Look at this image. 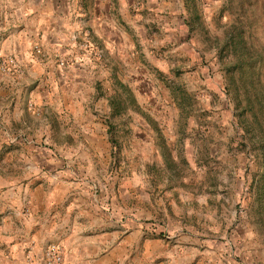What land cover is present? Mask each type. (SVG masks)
Instances as JSON below:
<instances>
[{"label": "rangeland", "instance_id": "1", "mask_svg": "<svg viewBox=\"0 0 264 264\" xmlns=\"http://www.w3.org/2000/svg\"><path fill=\"white\" fill-rule=\"evenodd\" d=\"M123 6L115 13L121 52L93 53L100 79L82 122L102 125L107 158L63 168L89 167L97 194L134 189L138 208L152 213L139 221L144 237L218 255L220 264H264V0ZM88 40L78 38V48L99 46ZM29 108L0 122V188L37 168L58 171L39 158L94 157L89 145L60 149L37 141L59 133L53 125L41 132L44 115ZM131 217L121 215V226Z\"/></svg>", "mask_w": 264, "mask_h": 264}, {"label": "crops", "instance_id": "2", "mask_svg": "<svg viewBox=\"0 0 264 264\" xmlns=\"http://www.w3.org/2000/svg\"><path fill=\"white\" fill-rule=\"evenodd\" d=\"M129 2L0 0V51L19 56L25 71L20 78L0 74V122L20 119L26 105L44 115L41 132L51 131L53 125L59 133L53 138L38 135L37 141L60 149L89 145L94 153L39 158L58 164V171L37 168L21 173L15 182L2 183L0 264H46L50 242L64 246L65 264H220L218 255L174 250L159 237H144L139 221L145 213L138 208L134 189L121 185L112 195L108 189L106 196L103 191L97 194L89 182V167L74 172L62 166L67 163L70 169L72 163L107 158L101 151L102 145L109 146L106 132L101 135L102 125L82 122L92 112L86 110V101L96 93L92 84L100 79L101 67L92 55L121 52L122 28L115 13H121L117 5ZM87 36L99 46L94 42L88 50L78 48V38L88 40ZM84 50L87 54L80 56ZM124 213L134 222L121 226L118 218Z\"/></svg>", "mask_w": 264, "mask_h": 264}, {"label": "built area", "instance_id": "3", "mask_svg": "<svg viewBox=\"0 0 264 264\" xmlns=\"http://www.w3.org/2000/svg\"><path fill=\"white\" fill-rule=\"evenodd\" d=\"M37 52L40 50L37 49ZM23 63L19 56L13 53L0 52V73L20 78L24 74ZM30 106H34L30 103ZM66 249L59 242H50L45 249L46 264H65Z\"/></svg>", "mask_w": 264, "mask_h": 264}]
</instances>
